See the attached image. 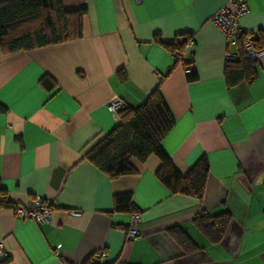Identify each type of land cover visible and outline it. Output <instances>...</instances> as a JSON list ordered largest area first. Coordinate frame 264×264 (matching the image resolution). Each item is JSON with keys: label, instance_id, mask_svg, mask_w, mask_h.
<instances>
[{"label": "crops", "instance_id": "0c3cea01", "mask_svg": "<svg viewBox=\"0 0 264 264\" xmlns=\"http://www.w3.org/2000/svg\"><path fill=\"white\" fill-rule=\"evenodd\" d=\"M228 0H62L84 9L82 38L29 52L0 50V242L5 264H264V56L252 84L228 87V44L213 16ZM244 34L264 37V0H250ZM192 36L182 60L169 47ZM198 80L189 83L187 67ZM48 76L55 86L46 89ZM160 89L175 125L162 148L187 176L202 158V199L171 195L156 177L160 159L131 160L116 180L86 155L120 125L108 106L137 109ZM130 194L135 211H115ZM53 209L47 224L15 216L36 200ZM227 213L220 239L196 224ZM140 235L127 242L132 216ZM187 239L186 249L180 243ZM60 248V256L55 251Z\"/></svg>", "mask_w": 264, "mask_h": 264}, {"label": "trees", "instance_id": "16d2710c", "mask_svg": "<svg viewBox=\"0 0 264 264\" xmlns=\"http://www.w3.org/2000/svg\"><path fill=\"white\" fill-rule=\"evenodd\" d=\"M85 15L84 9L65 10L62 0H0V50L9 55L76 41L83 36ZM180 38L182 42L169 47L178 60H182L193 37L183 35ZM244 38L239 41V58L236 61L228 60L225 66V82L228 87L241 83L252 84L257 79L258 62L243 57ZM254 47L264 50L263 36H257ZM192 64L193 61L184 65L191 67ZM187 80L189 83L197 81L196 73L187 75ZM40 85L51 89L55 83L45 76L40 80ZM119 116L120 125L90 151L86 159L101 173L116 180L135 172L132 159L145 162L151 155H155L161 161L156 177L171 195L181 194L202 199L209 175V162L206 157H202L185 177L175 169L162 148V141L174 127L175 119L160 89L155 90L139 108H126ZM114 206L117 212L135 211L130 194L117 195ZM195 222L211 237L220 239L230 217L227 213L213 217L201 214ZM180 243L187 248V239ZM85 264L96 263L91 258Z\"/></svg>", "mask_w": 264, "mask_h": 264}, {"label": "built area", "instance_id": "2783aa9c", "mask_svg": "<svg viewBox=\"0 0 264 264\" xmlns=\"http://www.w3.org/2000/svg\"><path fill=\"white\" fill-rule=\"evenodd\" d=\"M250 0H228L227 4L222 7L212 18V22L219 30L224 34L228 44L236 45L244 38L243 50L244 58L251 59L259 62L264 56V50H257L254 47L257 34H244L239 24L240 18L250 13ZM193 44L191 39L188 43V47ZM228 60L236 61L239 58V54H229ZM192 72L191 67H187L186 73L189 75ZM109 111L119 114L122 110L126 109V105L122 100L116 99L108 106ZM5 199L0 197V207L3 205ZM15 216L20 219H31L38 224H47L50 222L53 214L52 206L49 202L41 199L36 200L35 207L33 209L24 208L22 206H16L14 208ZM141 223V216L134 214L132 216L129 227L126 231L127 242H132L139 237V225ZM60 248L55 251L57 257L60 256ZM107 257L105 251L98 252L92 256V261L96 264H100L103 259ZM9 260V255L6 251L4 242H0V264H5Z\"/></svg>", "mask_w": 264, "mask_h": 264}]
</instances>
